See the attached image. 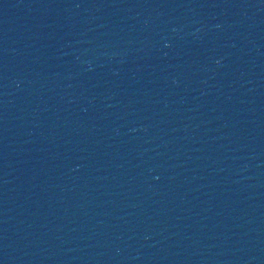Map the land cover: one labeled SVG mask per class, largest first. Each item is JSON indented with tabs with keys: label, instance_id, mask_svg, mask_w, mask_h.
Masks as SVG:
<instances>
[{
	"label": "water",
	"instance_id": "obj_1",
	"mask_svg": "<svg viewBox=\"0 0 264 264\" xmlns=\"http://www.w3.org/2000/svg\"><path fill=\"white\" fill-rule=\"evenodd\" d=\"M0 264H264V0H0Z\"/></svg>",
	"mask_w": 264,
	"mask_h": 264
}]
</instances>
